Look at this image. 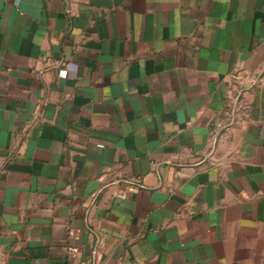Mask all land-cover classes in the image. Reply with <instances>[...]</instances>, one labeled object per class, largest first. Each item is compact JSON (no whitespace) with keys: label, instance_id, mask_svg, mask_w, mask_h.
<instances>
[{"label":"crops","instance_id":"1","mask_svg":"<svg viewBox=\"0 0 264 264\" xmlns=\"http://www.w3.org/2000/svg\"><path fill=\"white\" fill-rule=\"evenodd\" d=\"M0 264H264V0H0Z\"/></svg>","mask_w":264,"mask_h":264},{"label":"built area","instance_id":"2","mask_svg":"<svg viewBox=\"0 0 264 264\" xmlns=\"http://www.w3.org/2000/svg\"><path fill=\"white\" fill-rule=\"evenodd\" d=\"M60 75L62 76V77H64L65 75H66V71L65 70H61L60 71ZM91 198V200H94V196H92V197H90ZM74 252H76V250H73Z\"/></svg>","mask_w":264,"mask_h":264}]
</instances>
